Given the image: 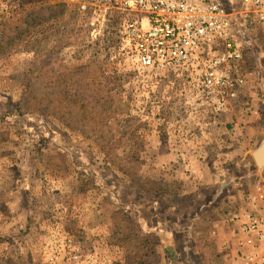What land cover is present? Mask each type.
<instances>
[{"label":"rangeland","instance_id":"obj_1","mask_svg":"<svg viewBox=\"0 0 264 264\" xmlns=\"http://www.w3.org/2000/svg\"><path fill=\"white\" fill-rule=\"evenodd\" d=\"M124 1L0 0V264H249L231 223L264 209V31L216 114L120 55Z\"/></svg>","mask_w":264,"mask_h":264},{"label":"built area","instance_id":"obj_2","mask_svg":"<svg viewBox=\"0 0 264 264\" xmlns=\"http://www.w3.org/2000/svg\"><path fill=\"white\" fill-rule=\"evenodd\" d=\"M238 1L244 11L237 18L219 0H125L132 19L122 25L119 53L167 80L195 81L199 96L221 114L245 82L241 65L244 46L251 41L250 24L256 22L264 31V0ZM238 219L234 214L233 220ZM239 229L249 238L248 248H253V238L264 251V212L247 215ZM244 257L249 264L264 263V252L256 257L249 251ZM79 259L74 253L71 263Z\"/></svg>","mask_w":264,"mask_h":264},{"label":"crops","instance_id":"obj_3","mask_svg":"<svg viewBox=\"0 0 264 264\" xmlns=\"http://www.w3.org/2000/svg\"><path fill=\"white\" fill-rule=\"evenodd\" d=\"M245 209H242V211L244 212L242 215L241 214H237L238 216V220H236L235 222H232L231 224L234 226V228L238 227L241 223L245 222L246 221V216L247 215H257L259 216L261 213L264 212V209L261 211V212H256V208L254 206V204L252 202L248 203V206L246 208V210L244 211ZM246 212V213H245ZM253 212H255L253 214ZM258 213V214H256Z\"/></svg>","mask_w":264,"mask_h":264},{"label":"water","instance_id":"obj_4","mask_svg":"<svg viewBox=\"0 0 264 264\" xmlns=\"http://www.w3.org/2000/svg\"><path fill=\"white\" fill-rule=\"evenodd\" d=\"M252 157L258 168L264 166V140L261 141L259 146L252 152Z\"/></svg>","mask_w":264,"mask_h":264},{"label":"trees","instance_id":"obj_5","mask_svg":"<svg viewBox=\"0 0 264 264\" xmlns=\"http://www.w3.org/2000/svg\"><path fill=\"white\" fill-rule=\"evenodd\" d=\"M68 98H69V97H68ZM85 107H86V106L83 104V105H82V109L84 110V109H85ZM65 114L67 115V113H65ZM82 114L84 115V114H85V112L83 111V112H82Z\"/></svg>","mask_w":264,"mask_h":264}]
</instances>
